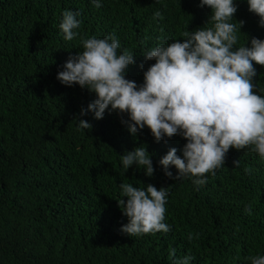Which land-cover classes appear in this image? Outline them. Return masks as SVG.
Listing matches in <instances>:
<instances>
[{"label": "trees", "instance_id": "trees-1", "mask_svg": "<svg viewBox=\"0 0 264 264\" xmlns=\"http://www.w3.org/2000/svg\"><path fill=\"white\" fill-rule=\"evenodd\" d=\"M243 21L238 45L264 40L247 0H234ZM0 0V264H251L264 256V159L230 149L224 166L197 186L188 176L164 175L160 159L181 135L157 142L147 128L135 136L128 116L106 110L100 120L81 115L95 94L62 85L59 71L83 50L81 40L115 35L135 63L126 78L143 84L155 61L147 51L211 26L200 0ZM78 13V35L66 41L62 13ZM161 12L163 19L154 18ZM183 42V41H181ZM143 65V67H140ZM256 94L264 97V67L255 66ZM81 120L90 123L81 130ZM146 146L151 177L121 157ZM238 160V166L235 161ZM121 183L165 188L168 232L129 236L116 201ZM126 202V197H122ZM191 236V239H189Z\"/></svg>", "mask_w": 264, "mask_h": 264}, {"label": "clouds", "instance_id": "clouds-1", "mask_svg": "<svg viewBox=\"0 0 264 264\" xmlns=\"http://www.w3.org/2000/svg\"><path fill=\"white\" fill-rule=\"evenodd\" d=\"M101 7V0H92ZM248 10L259 17L264 27V0H247ZM211 10V26L183 31V39L149 50L146 61H155L143 73V84L126 78V70L135 63V55L125 49L115 35L82 39L83 50L70 56L56 79L65 86L78 85L95 94V100L81 115L92 112L103 118L106 110L127 114L128 131L133 136L147 128L155 141L181 135L186 141L182 158L171 148L159 165L164 175L188 176L201 186L207 175L215 176L224 166L230 149L250 148L264 159V97L256 94L253 78L256 65L264 67V40L251 38L250 46L238 45L243 21L233 20L237 12L234 0H200ZM78 13L65 10L60 30L66 41L73 40L80 28ZM154 18L163 19L161 12ZM183 41V42H181ZM140 67H143L141 65ZM89 130L90 123L77 125ZM125 172L133 165L146 176L154 173L150 154L141 145L123 154ZM238 166V160L234 162ZM117 206L128 223L121 231L129 236L168 232L165 188L153 185L137 188L121 183ZM122 197H126V202ZM191 239V236H189ZM189 257L185 258V264ZM251 264H264V256L247 257Z\"/></svg>", "mask_w": 264, "mask_h": 264}]
</instances>
